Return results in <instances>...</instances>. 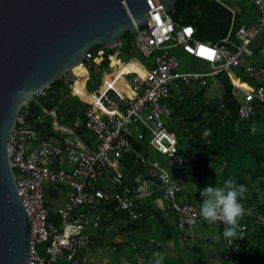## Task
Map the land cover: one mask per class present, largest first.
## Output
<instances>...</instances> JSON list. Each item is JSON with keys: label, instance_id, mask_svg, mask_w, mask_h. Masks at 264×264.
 Segmentation results:
<instances>
[{"label": "built area", "instance_id": "2783aa9c", "mask_svg": "<svg viewBox=\"0 0 264 264\" xmlns=\"http://www.w3.org/2000/svg\"><path fill=\"white\" fill-rule=\"evenodd\" d=\"M215 1L231 13L232 23L226 37L213 44L196 39L192 26L176 24L161 7L149 11L147 27L136 29L134 42L139 49L154 55V64L143 74L128 77L133 96L100 91L84 107V126L96 140L94 149L78 136L67 133V129L57 126L56 131L64 135L60 143L46 141L25 121L29 103L19 109L7 154L17 194L30 221L27 264H83L79 255L92 242L85 232L87 227L100 229L103 226L107 230L102 224L103 202L114 201L115 212L126 213L127 217L119 220L124 224L141 216L135 210L136 201L155 189L161 191L167 211L176 216L179 225H193L201 218L196 206L178 202L182 193L180 186L157 164L137 176L135 186L123 185L121 160L127 156L143 163L145 157L134 144L143 143L149 137L147 147L167 156L169 166L176 170L185 166L186 160L178 153L177 139L165 128V123L171 121L168 101L174 98L170 92L172 85L193 89L200 81L204 84L206 78H216L240 68L253 77L256 87L242 93L237 117L249 120L264 105V64L250 61L254 38L264 29V0H250L256 8L257 22L236 30L234 36L238 42L231 40L234 9L223 0ZM121 47L122 42H118L109 48L114 56ZM178 47L196 61L211 64L212 70L183 71L172 51ZM90 53L85 55L83 62L91 61ZM60 79L68 89L74 88L71 76L64 74ZM48 88L37 91L36 97H46ZM224 105L221 104V109ZM50 114L53 116L55 112ZM203 137L208 139L210 131L205 130ZM31 144L36 147L31 148ZM66 165L71 171L65 169ZM97 181L100 183L96 184ZM46 182L67 186L66 198L55 212L59 218L57 225L49 220L51 210L44 189ZM115 186L120 191H110L109 187ZM248 213L251 224L264 226V215ZM247 230L246 225L240 226L239 239L246 237ZM247 249L244 243L242 250ZM230 255L229 250L225 257Z\"/></svg>", "mask_w": 264, "mask_h": 264}, {"label": "trees", "instance_id": "16d2710c", "mask_svg": "<svg viewBox=\"0 0 264 264\" xmlns=\"http://www.w3.org/2000/svg\"><path fill=\"white\" fill-rule=\"evenodd\" d=\"M237 5L233 6L235 10L240 7L255 10L251 2L248 5L244 0ZM174 8V13L170 15L172 20L179 25L192 26L195 30V38L207 43L213 44L224 39L232 23L230 12L215 0H177ZM243 22L241 14L235 12L232 41L238 42L234 34L244 24ZM133 39L134 34L127 33L122 41V49L129 55ZM96 48L91 50L92 58L97 56L98 50ZM106 50L101 54L103 58L111 54L109 50ZM259 56L260 50L258 48L252 51L251 63H257L256 60ZM262 58V63L264 64V52ZM125 70L127 72L138 71V68L133 62L128 64ZM70 71L65 74L70 75ZM219 81L225 89L226 95L231 98V105H224L222 109L220 101L204 102L205 87H195L192 92L186 89L185 93L181 94L182 97L174 95V98L168 101L171 120L174 118L180 120V129L186 138V156L194 158L196 164L192 172L185 173V182L193 187L188 192V200L190 203L196 204L198 209H200L202 199L200 191L205 187L214 186L218 182L223 183L229 177H233L237 184H244L247 187L246 198L242 201L245 212L239 222L237 238H239L238 231L242 225L247 226L246 237L236 239V242L229 240L231 243L228 244L222 235L224 225L220 222L218 225H213L219 229L224 250L222 255L226 264H264V226L251 224L249 222L251 217L248 213L251 211L254 215H264V127L262 134L258 136L251 131L253 125L256 128L261 120L264 119V105L260 106V111L255 117L244 121L239 120L236 115V109L239 104L238 96L240 94L238 90L232 89V83L249 89L256 87V83L253 82L252 78L245 76L240 69L232 70L230 74H220ZM63 86L61 79H57L49 85L47 96L38 98L45 111L52 109L51 103L54 100V89ZM28 108L29 114L25 121L33 126L32 124L36 122L38 116L43 114V111L33 102L28 104ZM205 130L210 131L209 140H204L203 132ZM169 131L177 139L175 132ZM177 141L179 153L181 142L178 139ZM256 145H258V149L255 148ZM259 145L261 146L259 147ZM134 147L139 152L147 154V146L143 145V143H135ZM126 158L129 157L125 156L121 160L124 173L122 183L132 187L136 185V177L145 174L147 171L142 162L134 161L133 158ZM184 170L185 167L182 171ZM114 190L120 191V188L115 186L112 188V191ZM157 196H159L158 193L151 195V198L146 201H137L136 209L142 213V216L133 222L127 221L130 224L131 231L138 233V235L133 237L139 239L141 246L139 244V246L134 248L133 252L136 251L146 256L147 263L144 264H149L150 261H153L155 259L154 252H160L167 242L176 243V237L178 236V231L174 230L177 219L175 218L176 220L172 223L168 222L165 214L167 212H163L153 202V198ZM114 207V201L103 202L101 205L102 218L119 220L127 217L125 212H115ZM49 220L57 225L59 222L58 215L55 212H51ZM202 224L207 225L208 223L202 221ZM147 226L149 227L148 232L141 235L139 231ZM152 226L154 228L150 229ZM149 243L152 245L147 248ZM244 243L247 244V250H242ZM193 244L197 249L196 242H193ZM229 250L231 255L225 257ZM198 253L200 255L196 253V258H201V251H198ZM128 258H130V264H137V261L132 259L134 255H128ZM163 258V264H186L181 256L176 259L168 256ZM187 259L189 262L193 261L191 252L188 253ZM212 259L210 258L207 263L198 261L196 264H215L214 262L212 263Z\"/></svg>", "mask_w": 264, "mask_h": 264}, {"label": "water", "instance_id": "95a60500", "mask_svg": "<svg viewBox=\"0 0 264 264\" xmlns=\"http://www.w3.org/2000/svg\"><path fill=\"white\" fill-rule=\"evenodd\" d=\"M176 2L0 0V264H27L29 258L30 221L7 154L19 109L33 102L48 115L37 91L83 63L92 49L147 27L150 10L161 7L171 18ZM223 103L231 105V98Z\"/></svg>", "mask_w": 264, "mask_h": 264}, {"label": "crops", "instance_id": "0c3cea01", "mask_svg": "<svg viewBox=\"0 0 264 264\" xmlns=\"http://www.w3.org/2000/svg\"><path fill=\"white\" fill-rule=\"evenodd\" d=\"M252 3V2H251ZM253 4V3H252ZM254 6V5H253ZM233 9H234V15H235V12H236V10H235V8L233 7V6H231ZM254 11H253V14H255L256 15V8H255V6H254ZM227 10V9H226ZM247 10H248V8L247 9H245L244 7H240L239 8V11L241 12L240 14H241V16L243 17V20H244V18L246 19V22H243L244 24L242 25V26H246L247 25V27L249 26V25H251V24H255L256 22H257V18H256V20H254V18H251L250 20H248V18H249V15H248V12H247ZM231 14V13H230ZM254 17V16H253ZM257 17V16H256ZM231 21H232V15H231ZM233 21H234V17H233ZM246 24V25H245ZM230 29V28H229ZM264 30V29H263ZM216 43V42H215ZM253 44H254V41H253ZM253 44H252V46H253ZM134 47V48H133ZM136 47V48H135ZM178 48H181V47H178ZM105 49H107L106 51H110L111 52V54L110 55H108L106 58H103L102 56H101V54L103 53V52H105ZM175 49V48H174ZM174 49H172V51L174 50ZM257 49V48H256ZM259 50H260V54H262L261 52H264V49H260V48H258ZM97 50H98V52H97V56L96 57H99V58H96L97 60H99L97 63L96 62H92V59H91V61L90 62H83L82 64L84 65V67L88 70V71H92V72H94L95 74H98V75H100V78H99V81L98 82H96V81H94L92 84H91V86L92 87H94L95 89H96V91H93V92H100V91H105V92H107L108 94H110V95H112V94H114V93H116V92H119L120 94H122V95H124L125 97H132L133 96V92H132V89H131V87H130V85H129V83H128V77L130 76V74L131 75H135V74H143L145 71H147L148 69H150L152 66H153V64H154V55L153 54H144V52L145 51H143V50H141V49H139L136 45H135V42H134V39H133V41H132V45H131V50H130V55L128 54V53H126L123 49H122V47H121V49H120V52L119 53H116L114 56L112 55V51L110 50V48H104V47H101V48H97ZM136 50H138L140 53H142L143 54V56H141V57H143V59H144V61H140L139 59H137L136 58ZM252 51H255V49L254 50H252ZM184 53H186L187 54V51H185ZM175 54V53H174ZM140 55V54H139ZM153 55V60L151 61L150 60V57ZM177 57H178V59H179V61H180V63H181V65L183 66L182 67V70L183 71H186V72H191V71H196V70H198V71H209V70H212V65L211 64H209V63H200L199 61H196L193 57H191L189 54H187V56L185 55V56H183V60L181 61V57L182 56H179L178 54H175ZM112 57L115 59V60H117L120 64H122V65H128V64H131V63H135L136 64V67L138 68V70L140 69V72L139 71H135V70H133V71H131V72H127L126 70L124 71V70H120L119 69V66L118 65H116L115 67H112L111 66V59H112ZM118 59H121V60H118ZM145 60H149L148 62H145ZM262 58L260 59V57L258 58L257 57V63H260V64H263L262 63ZM113 62V61H112ZM88 64L90 65V68H88ZM126 69V68H125ZM237 69H240V68H237ZM233 70H235V69H233ZM241 71H242V73L245 75V76H247L248 78H252L253 79V77L252 76H250V75H248L247 73H245L244 72V70L243 69H240ZM70 73V75L69 74H67V75H69V76H71L72 78H74V88L72 89V90H70V89H68L66 86H63L64 88H66V93L65 94H70L72 91H74L75 90V83H76V75L74 74V72H73V69H71V71L69 72ZM224 74H230V73H224ZM60 79V78H59ZM89 79H91V78H89ZM88 80V79H87ZM204 84L200 81V82H198V84L195 86L196 88H201V87H205V92H206V89H207V87H209L210 85H212L213 83L214 84H219V86L223 89V94H222V96L220 97V99H215L214 101H220L222 104H224L223 103V99L225 98V97H227L228 95H226V91H225V89L222 87V84H221V82L219 81V76L218 77H216V78H206L205 80H204ZM253 82H255L254 81V79H253ZM182 85V84H181ZM57 88H61V87H57ZM57 88H55V89H57ZM54 89V90H55ZM187 89V91H189V92H192L193 91V89L191 88H187V87H185L184 85H182V86H180V87H176V86H174V85H172V87H171V92H172V94L173 95H179L180 97H182V95L181 94H184L185 93V90ZM232 89L234 90H238L239 92V94L241 95V98H239V96H238V98H239V100H241L242 99V93L244 92V91H247V90H252L253 88H251V89H249V88H246V87H239V86H237V84H235V83H232ZM92 92V93H93ZM66 100H68V97L67 96H64V100H63V102L65 103L66 102ZM89 104V99H88V102L86 103V104H84V105H82L81 107H80V109L78 110V113H79V125H77L75 128H69V127H67L65 124H64V122H65V117L63 116V115H61L60 116V122H61V125L62 126H60V125H58V119H59V116L57 115V112H59L60 114H63V111L60 109V106L57 104V100H56V98L54 97V100H53V102L51 103V106H52V109L50 110V111H47V113H48V115L46 114V113H44L43 112V114H41L40 116H38L39 118L38 119H36V122H34L32 125V128L34 129V131L41 137V138H43V139H46V141H48V142H51V143H53V144H58V143H60V140H61V138L64 136V135H62V133H60V132H58V131H55L56 130V126L57 127H59V128H64V129H67L68 131H67V133H71V134H73V135H75V136H78L79 138H81L85 143H86V145L90 148V149H94L95 148V146H96V140H95V138H94V136H93V134L90 132V131H88L86 128H85V126H84V115H83V111H84V107L86 106V105H88ZM55 112V114L52 116L50 113L51 112ZM74 111H75V109H74ZM55 116V117H54ZM52 117L55 119V121H56V123L55 122H53L52 123ZM239 120H242V119H240V118H238ZM244 121V120H243ZM54 128V129H53ZM81 137H80V136ZM148 137L146 138V140H144L143 141V145H145V146H148L147 145V143H148ZM204 140H209V139H204ZM31 148H35L36 147V145H34V144H31V145H29ZM261 145H259V147H260ZM255 148H257L258 149V145H256L255 146ZM149 148L147 147V150H148ZM142 153V152H141ZM143 154V153H142ZM185 158V157H184ZM126 159H129V158H126ZM186 159V158H185ZM192 160V163L194 164V166L196 165L195 164V162H194V158H192L191 159ZM186 165L185 166H187L188 165V162H187V159H186ZM168 164V163H167ZM184 166V167H185ZM183 167V168H184ZM182 168V169H183ZM171 169H172V172H175V171H181L182 169H180V170H176L175 168H173V167H171ZM186 169V168H185ZM193 170H194V168H193ZM193 170H191V171H188V170H184L185 172H186V174L187 173H189V172H192ZM69 171H71V167H70V170ZM167 171V170H166ZM167 173L169 174V175H171L170 174V172H169V170L167 171ZM174 175V174H173ZM171 177H172V179L174 180V182L176 183V184H178V182L176 181V176H172L171 175ZM184 179H186V178H182V180H184ZM48 184L47 185H45L44 184V189H45V193H46V197H47V203H48V206H49V208H50V210H51V212H56V209L59 207V206H61V204L64 202V200H65V198H66V191H67V186L65 185V184H54V183H49V182H47ZM186 184V183H185ZM185 184L184 183H182L181 184V186H180V188H181V190H182V193L180 194V196H179V198H180V201L182 202V203H190L189 202V200H188V197H189V194H188V192L191 190V188L193 189V187L192 186H189V185H187V186H189L188 188H187V186H185ZM110 188V190L112 191V187H109ZM108 188V189H109ZM159 194V196H157L156 198H153L154 199V203L156 204V206L159 208V207H161L162 205H163V202H165V204H166V200L164 199V197H163V195H162V193H161V191H159V190H153V191H150V192H148V193H146V194H144V196L143 197H141V198H139L137 201H146L147 199H149V198H151L150 196L151 195H153V194H157V193ZM136 201V202H137ZM178 202H179V200H178ZM180 203V202H179ZM181 204V203H180ZM190 204H192V203H190ZM192 205H194V206H196L197 207V205L196 204H192ZM198 208V207H197ZM135 210H136V212L137 213H139L141 216H142V213L141 212H139V211H137V209H136V203H135ZM199 210V209H198ZM166 212L167 213H165L166 214V217H167V220H168V222L169 223H172V222H174L177 218H176V216L174 215V214H172V213H169L168 211H167V208H166ZM101 215H102V211H101ZM140 216V217H141ZM139 217V218H140ZM138 218V219H139ZM176 218V219H175ZM120 220V219H119ZM119 220H107V219H103L102 218V224L103 225H106L107 226V230L105 231L104 230V228H103V226L100 228V229H96L97 230V232L94 234V235H90V237H91V239H92V242H91V244H90V247L93 245V244H99L100 246L101 245H103V244H109L110 242H111V239H109L108 241H107V236H105V233L106 232H108L109 230H111L112 231V229H111V227H115L116 226V229H117V227H120V229L122 230H127V228L128 229H130V227H129V223H124V224H122V223H120L119 222ZM133 222V221H132ZM197 222V221H196ZM196 222L194 223V224H196ZM193 224V225H194ZM176 226L177 227H180L181 225H179L178 224V220H177V224L175 225V228H174V230H176ZM191 226V225H190ZM154 227L152 226L150 229H153ZM143 229H148V228H143ZM126 232V231H125ZM125 232H123L124 234H126L127 235V233H125ZM113 235H115V236H117V235H119V236H117L116 238H117V244L119 245V244H122L123 243V240H124V238H122V236H125V235H122L121 236V233H114ZM136 235H138V233L137 232H133V231H129V234H128V236H129V243L127 244V250H126V252L128 253V254H126V253H121V252H119V254L118 255H116V256H118L117 258H119L120 260H121V257L123 258L122 259V261L124 260V262L126 263V264H130V262H129V260H130V258H128V255H130L131 256V254L132 255H134V258H132V259H135L136 261H137V264H144V263H147V258H146V256L145 255H143V254H139L138 252H133L134 251V248L135 247H137V246H139V239L138 238H136V237H133V236H136ZM110 236V238H112V232L110 233V234H108V237ZM177 236V235H176ZM183 239V237H182V234H178V236L176 237V243H174V242H167L166 243V245H164V246H168V245H172L173 246V244L174 245H176L178 242H179V239ZM113 241V240H112ZM127 241V242H128ZM136 244V245H135ZM196 244H198V243H196ZM150 245V246H149ZM151 243H149L148 244V246H147V248L148 247H151ZM115 246V245H114ZM164 246H163V248H164ZM89 247V248H90ZM88 248V249H89ZM162 248V249H163ZM155 252H158V251H155ZM141 257V258H140ZM164 257V256H163ZM169 257V256H168ZM179 257V255H176V257H173V256H171V258H173V259H176V258H178ZM79 258H80V260L82 261V263L83 264H90L91 262H89V261H86L85 259H84V254H83V252L79 255ZM138 259H141V260H143V262L142 263H140V261L138 260ZM184 259V258H183Z\"/></svg>", "mask_w": 264, "mask_h": 264}, {"label": "rangeland", "instance_id": "374dc122", "mask_svg": "<svg viewBox=\"0 0 264 264\" xmlns=\"http://www.w3.org/2000/svg\"><path fill=\"white\" fill-rule=\"evenodd\" d=\"M223 1L226 2L230 6H238L237 4L240 3L242 0H223ZM244 1L248 5L251 2L249 0H244ZM253 11L254 10L252 8L247 10L248 15H249L248 20H250L251 18H254V20H256L257 17L255 14H253ZM238 12L240 14L239 9L236 8V13L238 14ZM244 22H246L245 18H244ZM256 48L264 49V30H262L254 38V44L253 46H251V49L254 50ZM173 52L175 54H178L179 56H182L181 61L183 60V56L185 55L187 56V54L184 53L185 50H183L182 48H175ZM144 54L147 55L148 53L144 52ZM141 56H143V54L140 53L138 50H136V58L139 59L140 61L141 60L144 61L143 57ZM259 57L261 59L262 55L260 54ZM96 58H99V57H93L92 62L97 63L99 60H97ZM118 60H121V59H118ZM150 60L151 61L153 60V55L150 57ZM112 61L113 62H111V66L115 67L116 65H118L120 70L125 71V68L128 66V65L120 64L114 58L112 59ZM148 61L149 60H145V62H148ZM138 71L140 72V69ZM73 72L76 75V83H75L74 91H72L70 94H65L67 90L64 87L57 88L53 91L54 93L53 96L56 98L57 104L60 106V109L63 111V114H60L59 112H57V115L59 116L58 125L62 126L60 122V116L63 115L65 117L64 124L67 127L72 128V129L75 128L77 125H79L80 117H79L78 110L80 109L82 105L88 102V99L90 103L93 95L96 93V92H93V91H96V89L92 87L91 84L94 81L98 82L100 78V75L95 74L92 71H88L82 63L75 66L73 68ZM222 94H223V89L219 86V84L213 83L206 89V92L204 94V102H212L215 99H220ZM64 96L68 97V100H66L65 103L63 102ZM239 98H241V95H239ZM53 122L56 123L55 119L52 117V123ZM263 127H264V119L261 120L260 124L256 126V131L254 135L258 136L262 134ZM165 128L168 132H170L169 130H172L173 132H175V136L181 142V145H179V154L183 158L185 157L188 162V165L185 166V168L188 171L193 170L194 164L192 163V160H191L192 157L186 156L187 142H186V138L184 137L180 129V120L177 118H174L173 120L166 122ZM143 155L145 157V161L143 162V165L146 171L151 170V167L153 164H157L159 168H163L167 171L169 170L172 176H176V181L178 182L180 186L182 183L184 184L186 183L185 180H182V178H185L186 172L182 170L172 172L171 166L167 164L169 162L167 156L159 154L158 152H156L154 149H151V148L147 150L146 155L144 153ZM65 169L69 171L70 166L66 165ZM99 183L100 181L96 182V184H99ZM47 184L48 183L46 182L45 185ZM186 184L185 186H187ZM217 184L222 185L223 183L218 182ZM188 187L189 186H187V188ZM178 200L180 203H182L180 201V198ZM159 208L163 212H165L166 211L165 202H163V205ZM202 221L204 220L200 218L194 225H191V226L181 225L180 227L176 226V231H178V234L179 233L182 234L183 239L180 238L179 242L176 245L173 244V246L172 245L164 246V248L160 252H154V253H160L162 256H169V257L171 256L176 257V255H179L184 258L186 264H196L198 263V261H203L207 263L210 260V258H213L211 260L212 263L214 262L215 264H226L225 260L223 259V255H222V251L224 250H223V245H222L219 229L213 224L208 223L207 225H204L202 224ZM146 228L148 229H141L139 233L141 235H143L144 233H147L148 232L147 230H149V227L147 226ZM111 229L112 231L109 230L108 232L105 233V236H107V241L111 239V242L109 244L106 243L101 246L99 244H93L89 249L83 252L84 259L86 261L91 262L90 264H126L124 260L122 261L123 259L122 257L120 260L119 259L120 257L117 258L118 256L116 255H118L119 252L128 254L126 252L127 250L126 247H127V244L129 243L128 234H129V231H131V229L127 228V230H123V229L121 230L120 227H117L116 229V226L111 227ZM85 232L88 235H94L97 232V230L88 226ZM111 232H112V238H110V236L108 237V234H110ZM116 232L118 234L121 233V236L125 235V236H122V238H124L122 244H119V245L117 244L116 237L119 235L117 236L113 235ZM123 232L127 233V235L124 234ZM193 242L198 243L197 244L198 250L196 249V246H194ZM234 242H236V240ZM198 251L199 252L201 251L202 259L199 258L198 256H197L198 258H196V253L197 255H200ZM190 252L192 253V256H193L192 262H189L187 259L188 253ZM138 260L140 261V263H142L144 259L143 260L138 259Z\"/></svg>", "mask_w": 264, "mask_h": 264}, {"label": "clouds", "instance_id": "9594fccd", "mask_svg": "<svg viewBox=\"0 0 264 264\" xmlns=\"http://www.w3.org/2000/svg\"><path fill=\"white\" fill-rule=\"evenodd\" d=\"M251 131L255 133V125ZM165 175L168 176V173ZM169 178L172 180L171 175ZM246 192L247 187L244 184H237L233 177L225 179L222 185L216 183L215 186L209 185L200 191L202 199L199 215L209 224L222 223L225 241L239 239L237 229L245 212L242 201L246 198ZM153 255L155 259L149 264H163L164 258L160 253Z\"/></svg>", "mask_w": 264, "mask_h": 264}]
</instances>
